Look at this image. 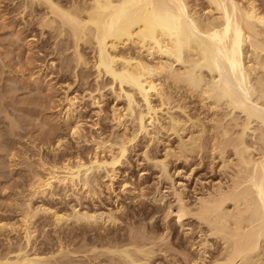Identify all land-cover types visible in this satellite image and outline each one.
<instances>
[{
	"label": "bare ground",
	"instance_id": "1",
	"mask_svg": "<svg viewBox=\"0 0 264 264\" xmlns=\"http://www.w3.org/2000/svg\"><path fill=\"white\" fill-rule=\"evenodd\" d=\"M21 2L23 13L31 9L30 17L36 21L40 35L52 33L53 48L60 57L71 51L66 55L65 64V60L60 59L67 65L64 69L71 66L72 75L80 74L87 79L93 69L92 82L96 87L91 84L92 90L88 83L85 95L79 96L71 92L72 85H68L63 90L59 117L70 125L73 136L89 141L93 151L85 159L77 154L47 163L42 158L39 164L42 168L37 167L44 172L32 173L30 168L33 175L26 189L28 193L18 203L19 225L0 223L1 229L21 235V240L14 249L1 254L0 264H70L78 257L71 258V262V253L81 254L82 247L65 248L60 237L57 249L48 254L39 251L36 241L33 243L38 230L35 221L39 217L52 218L56 229L72 224L86 227L118 224L117 213L121 208L119 211L111 207L91 209L83 206L82 200L98 198L103 186L112 190L119 165L127 160V154L140 137L147 140L146 148L141 150L143 157L154 162L152 165L159 169L161 181L170 182L168 188L174 200L166 204V215H174L181 226L188 217L198 222L200 237L195 247L198 258L188 260H195L193 264H264V0H70L67 5L61 0ZM84 46L86 50L90 48V56L84 52ZM27 48L29 51L34 48L33 41L28 40ZM40 81L37 80L36 86ZM105 90L115 98L110 106L111 119L107 120L113 123L110 136L106 135L108 138L103 137L99 122L105 114ZM86 96L92 101L91 105L98 108L96 116L99 117L90 126L98 133L91 130L89 140L79 116L80 102ZM190 97L192 101L197 98L202 107L195 118L188 111ZM255 122L260 130L255 126L257 131L254 128L250 134ZM164 130L170 137L175 134L176 146H172L169 139L164 155L157 157L151 152V146L159 143ZM65 142L67 140L59 137L47 147L62 150ZM206 154L211 166L216 164L225 180L211 182L209 188L202 183L206 187L201 189L205 190L191 203L184 192L185 184L176 185L169 159L190 163L198 157L199 165ZM159 189L156 194L160 195V200L165 199L166 194ZM60 191L67 201L68 198L75 201L69 210H58L35 201L41 196L54 198ZM134 228L137 229L128 228V242L126 238L124 244L119 241L108 245L113 241L109 237L110 242H105L108 247L98 250L97 244L91 246L89 249L96 251V264L99 260L110 262L108 258L107 261L100 259L107 253V257L118 255L119 259L109 256L116 264H152L155 247L160 246L158 242L167 235H150L146 231L143 234L142 229L139 233V228ZM8 241L13 248V241L10 238ZM215 244L219 250L207 262ZM89 249L85 251L90 252ZM184 255L187 260L189 255Z\"/></svg>",
	"mask_w": 264,
	"mask_h": 264
},
{
	"label": "rangeland",
	"instance_id": "2",
	"mask_svg": "<svg viewBox=\"0 0 264 264\" xmlns=\"http://www.w3.org/2000/svg\"><path fill=\"white\" fill-rule=\"evenodd\" d=\"M61 1L62 3L67 5L69 4L68 1L70 0ZM30 10L31 9L28 8L26 11H24V13L22 12L23 8L21 0H0V17L3 16L2 18H0V102L2 103H0L2 105L0 106L4 107L0 108V223H19V214H21V211L19 209L20 207L18 203L22 202L24 199L23 196H25L24 194L28 193V190L26 189L29 187L28 185L29 183H31L30 181H32V173L35 170H42V172H44L43 169L38 168L41 167L39 165L40 159H46L47 163H50V161L53 162L55 161V159L61 160L64 157L73 158L77 154L81 155L85 159L88 158L93 151V145L89 143V141L84 142V139L82 141V138L80 139L77 138V136H73L72 130H70V127H68L69 124L62 122L59 119V117L61 116V106H63L61 100V98H63V90L68 85H72L70 87L71 92L77 93L79 94V96L85 95L84 91L86 92V89H88L86 88L88 83H90V89H92L91 84L92 86L95 84L92 82L94 80H92V76L95 75L93 74L94 72H92L93 69H90L91 71L87 69L91 72V75L88 74L90 75L88 76V79L89 77H91L90 80L86 78L87 76H82L83 78L80 77L81 75L79 74V81L77 80L78 76L75 77V75H72L74 73H71V66H68V69L71 68V71L68 69H64L67 68V65H65L66 67L64 66L66 62V55H70L69 53H71V51H67V54H65L64 56L61 55L60 57V54L53 48L55 39L52 37V33L47 30L48 32L46 31L47 33H45L44 36L40 35L41 33L38 29L36 21L32 20L33 16L30 17L32 15ZM38 11L39 9L36 11V13ZM28 40L33 41L34 46V48L30 51L27 48ZM83 48L85 50L84 52H86V54L90 56V48L89 50H86L88 49L86 48V46H84ZM88 52H90V54H88ZM62 58L63 61L65 60L64 62L60 60ZM52 61L54 62V65L50 64ZM61 61L64 64H62ZM81 70H79L80 73ZM87 70L85 71L86 73ZM89 71L88 73H90ZM85 72L83 73L82 71V74L86 75ZM39 78L42 81H40ZM74 78H76V82ZM37 80L41 82L39 83V86H36L38 84L36 83ZM80 80H82V82H80ZM87 80L88 82L86 83L85 81ZM84 87L85 89H83ZM95 87L96 84L93 88ZM35 88H38V90ZM105 92L107 97L105 99L106 103H103L105 104L103 105V109H105V114H108L109 111L110 112L109 115H101V117L104 116V119L103 117L102 119H99V117L96 116V109L98 108L96 107V105H91L92 101L90 100V98H88L89 96H86L83 100H81V102L83 103L79 101L80 106L82 105V109L80 108L81 112L79 113V116L86 127H84V129L86 130H84V134L87 135L88 140L91 139V135L93 134L92 132H94V134L98 133L97 131H95V129H92L90 127L91 123L93 124L94 121H97V117V119L101 120L98 121L100 122L101 130H103V137H105L106 135H108L109 137L110 133L112 132L110 131V128L112 127L113 123L110 124L108 121L111 119V117L109 116H111L110 109L112 107L110 106L112 103H115V98L109 91L107 92V90H105ZM188 100V108L192 111V113L196 112L192 114L188 109L189 114L191 116L193 115V117L195 118L198 116L197 113L200 114V112L202 111V107L197 98H194L192 101L190 97L188 98ZM194 104H196V106ZM94 110L96 111V113ZM176 112L181 111L177 110ZM181 114L186 115L182 112ZM49 118L52 119V121H49ZM43 120H45L46 123ZM47 123L48 125H46ZM255 123L252 124V126H254L251 128V131H249L250 134H253L252 130L254 128L256 129V127L260 130L259 124ZM111 129H113V127ZM91 130L94 131L91 132ZM162 133H160L162 135L159 134V137H161L160 140L163 137V139H165L166 141H163L162 139L161 141L159 140V143L158 141L156 142L158 143V145L155 146L156 143H154L153 146L155 147L151 146V152L153 153V155H158L157 157H162V155H164L165 144L167 142L169 143L170 140L174 142L173 144V142L171 141L170 144L172 146H176V143L174 141L176 139V137H174L175 134L171 135L170 137L165 130ZM59 137H62L63 140H67V142H65L66 146L64 144L62 150L60 149L61 151L51 150L47 147L48 143L49 145L51 143L53 144ZM141 138L142 137H140V140L137 139V141L135 142V146H133V148H131V152L129 151V154H127V160H123L125 161V164L123 163L119 165V172L117 173V177L112 186L113 191L111 189L106 190L103 186V192L98 196V198H95L94 200L84 198L82 200L83 206H90L91 209H94V207L97 206L101 210H107L109 209V207L113 208V210H120L117 213V215L119 216L118 224H116L117 226L114 224H102L86 227L72 224L70 226H63V228L61 227V229L57 228L59 229L57 230L54 227V221L51 220L52 218L42 216V218L39 217L35 221V226L38 230L35 232V240L33 239V243L36 241L35 245H37L39 251H43L44 253L47 252L46 254H48L49 251L51 253V250L53 251L54 249H57L56 247H58L59 245L58 239L60 237L61 239L63 238L62 242H64V245H66L65 248L68 246V249H70L71 247V249L73 248V250L78 248L80 249L81 247L84 249V251L82 248L80 249V251L77 250L81 254L77 252H75V254H70L72 255L70 256V259H74L78 256L77 258H75V261L73 260L75 264H96L97 261L94 259V254H96V251H91L89 248L93 245L96 246L97 244L98 250H102L108 247V245L113 244V242L119 243V241H122L121 244H124L126 243L125 241L128 242V233L130 231L129 229L134 226L137 228H134L135 230H138L139 228V233H141L142 229L143 234H145L144 232L146 231V233L150 235H164V233V236L167 235V238H164L165 240H161L165 243V245L160 241L158 242V245L160 246L155 247L157 250L154 249L156 251H154L155 254L153 252L155 256L152 255V264L153 262L154 264H193L192 261L195 260L189 261L188 258H198V256H196L198 254L195 251V247L198 244L197 242H199L198 240L200 237V232H198V222L196 219L188 217L189 220L187 218L183 219V226H181L182 224L179 223L174 215H166L168 209L166 204L168 203V201L173 202L174 200L168 188L170 186V182L166 180L161 181L158 176L159 169L156 166L152 165V163L154 164V162H151L150 160L145 158V156L143 157L144 154L142 151H144L147 140L145 141V138H142L141 140ZM167 139L170 140L168 141ZM162 141L165 143H163ZM207 155L208 154L204 155L205 159H203L202 163H199V165L197 164L200 161L198 157L193 158L190 163H185L184 161L182 162V160L177 161L174 160V158L169 159V166L171 168L172 174L174 172L173 178L175 179V181H177L176 185H180L181 183L185 184L186 188L184 189V192L185 195H188V201L191 203L192 201L194 203L196 195L199 192L205 190L201 189L202 187L205 188L207 186L206 188H209V186L212 185L211 182H213L214 184L219 180L224 179V177H222L223 174H221L220 171L218 172L219 167H217L216 164L212 165L214 170L212 169L209 155ZM30 168L32 169V173ZM202 183L206 186H203ZM158 189L163 194H166L165 199H159L158 196L160 195L156 194ZM154 195H156L158 199L153 198ZM40 198L41 199L37 198L35 201L44 202L46 203V205H50L51 207L55 208L57 207V209L60 208L62 209V211H65L66 209L69 210L70 204H72L73 201V198H68L69 201H67V198L64 197L63 191L62 193L60 191L59 196H55L54 198H51L50 196H44V198L41 196ZM74 202L75 201H73V203ZM118 208L121 209L118 210ZM109 237L111 239H109ZM8 238L13 241V248L11 247L12 245L10 246ZM108 239L110 241H113L111 243H108L110 242ZM124 239L126 240L124 241ZM20 240L21 235L17 236L15 234L7 232V230L0 228V256L2 253L4 254L7 253V251H10V249H14L16 247V244L19 243ZM105 242L108 243L107 246ZM167 242L172 245L166 244ZM83 243V246L86 247V249L81 246ZM216 246L219 247L215 244V246L212 247V250L210 249V252L208 254L209 257H207V262L208 260H212L214 257L213 255H216L217 251L219 250V248H217L216 250ZM87 249H89L90 252H86ZM81 250L84 252L83 254ZM184 254H187L186 257L188 255L190 256L187 257L189 263H187V260H185L186 258L184 259ZM88 255L93 257H89ZM103 255L100 256V259L103 258V261H107L108 258V261L110 260V262L107 263L102 261L104 264H116L114 263V260H111V257L109 259V256L112 255L109 254L108 257V253L106 254V256L105 254ZM113 256L115 257L116 254ZM117 257L118 255L116 256V258ZM80 259L82 260V262L80 261ZM73 262L70 264H74ZM98 262L100 264H103L100 260Z\"/></svg>",
	"mask_w": 264,
	"mask_h": 264
}]
</instances>
